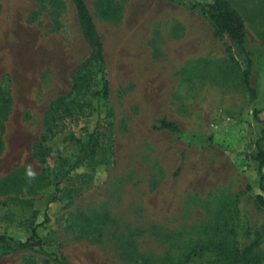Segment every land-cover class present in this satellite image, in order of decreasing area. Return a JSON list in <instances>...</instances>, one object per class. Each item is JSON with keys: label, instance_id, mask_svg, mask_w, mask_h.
Listing matches in <instances>:
<instances>
[{"label": "rangeland", "instance_id": "1", "mask_svg": "<svg viewBox=\"0 0 264 264\" xmlns=\"http://www.w3.org/2000/svg\"><path fill=\"white\" fill-rule=\"evenodd\" d=\"M221 1L244 26L249 89L248 60L215 35L205 3L84 0L102 99L71 0H0V235L25 241L37 225L46 252L0 245V264H214L211 248L189 254L218 241L264 250L253 159L261 137L264 149V0ZM162 119L179 131L155 129Z\"/></svg>", "mask_w": 264, "mask_h": 264}, {"label": "trees", "instance_id": "2", "mask_svg": "<svg viewBox=\"0 0 264 264\" xmlns=\"http://www.w3.org/2000/svg\"><path fill=\"white\" fill-rule=\"evenodd\" d=\"M75 6L76 16L78 17L79 27L82 33L83 38L86 43L90 47L91 54L88 60L91 63H94L98 73L100 75V88L94 94L97 97L102 99H106L108 97V84L104 78V57H103V49L102 43L99 35L95 31V26L88 11V8L84 2V0H71ZM167 2H174L175 0H162ZM201 11L206 16L210 24L214 29V33L218 37L227 36L233 44L237 47V49L244 54L247 63V69L243 71V84L246 88L249 89V79H250V59L249 54L246 51V35L242 20L236 14V12L226 3L221 0H215L213 3L206 4L201 6ZM229 58L233 64H237L236 59L229 51ZM84 67V66H83ZM82 78L85 80V76H81L79 80ZM80 87L79 83L74 84V89ZM155 129L161 131H167L172 133H177L179 131L178 126L166 119H162L158 121ZM92 132L88 136V141L85 144L84 148L90 147L93 141ZM263 138L261 137L256 144V152L253 156L254 161L257 163V174L259 176L258 184L260 189L264 191V149L262 148L260 142ZM81 162L80 159H77L76 162L71 164L63 174L68 173L69 170H73L77 164ZM258 206L264 210V197L258 195L257 197ZM54 199L50 200L53 202ZM47 203V204H49ZM46 212L43 215L44 220L41 224H45L49 221L48 216H46ZM0 245H2L3 249H34L38 248L43 253H46L43 250L41 239L37 234V225L32 226L30 229V236L25 241H18L13 238L0 235ZM208 247V248H207ZM215 252L216 260H214V264H264V250H259L257 248V244L250 243L249 245L243 247L242 249L237 248L236 246L230 245L224 241H218L211 246L199 247L198 249L192 251L189 254V257L197 256L199 251H205L206 249H210ZM52 261L55 264H67L68 262L64 258H59L56 256H52Z\"/></svg>", "mask_w": 264, "mask_h": 264}, {"label": "clouds", "instance_id": "3", "mask_svg": "<svg viewBox=\"0 0 264 264\" xmlns=\"http://www.w3.org/2000/svg\"><path fill=\"white\" fill-rule=\"evenodd\" d=\"M35 175H36L35 171L31 168V166H29V168L27 169V176L30 179H34Z\"/></svg>", "mask_w": 264, "mask_h": 264}, {"label": "built area", "instance_id": "4", "mask_svg": "<svg viewBox=\"0 0 264 264\" xmlns=\"http://www.w3.org/2000/svg\"><path fill=\"white\" fill-rule=\"evenodd\" d=\"M200 1L201 3H205V4H210V3H213L215 0H198Z\"/></svg>", "mask_w": 264, "mask_h": 264}]
</instances>
